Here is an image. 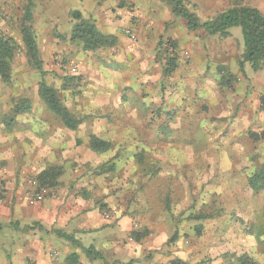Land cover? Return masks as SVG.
I'll return each instance as SVG.
<instances>
[{
  "label": "crops",
  "instance_id": "1",
  "mask_svg": "<svg viewBox=\"0 0 264 264\" xmlns=\"http://www.w3.org/2000/svg\"><path fill=\"white\" fill-rule=\"evenodd\" d=\"M56 1V16L47 12L58 20L38 23L36 43L43 60L38 56L42 74L33 66L40 77L35 95L13 100L10 114L0 116V234L7 230L8 236L0 238V264H199L206 259L229 264L222 257L239 242L218 243L219 235L235 226L222 220L224 212L206 219L194 215L192 223L188 218L175 226L168 201H174V185L186 188L189 198L192 184L204 187L203 201H230L222 208L229 207L225 214L231 218L250 215L248 205L239 202L238 187L247 184L264 156V140L257 134L264 130L259 94L264 75L247 64L240 68L243 39L188 31L160 0ZM184 2L201 22L223 7L241 4ZM73 11L92 20L115 45L66 53L77 65L69 68V78L43 61L63 49L58 45L63 39L71 43ZM45 39L51 48L40 47ZM165 40L177 53L169 75L162 57ZM82 57L89 58L81 63ZM47 77L56 78L59 88ZM41 80L80 120L74 130L48 110L39 95ZM93 138L107 148L93 150ZM51 168L60 173L56 185L33 201L41 188L36 177ZM252 194L248 190L247 198ZM201 226L199 241L192 242L190 233ZM80 246L94 248L102 259L86 257ZM246 246L253 248L249 240ZM73 255L77 263L68 260Z\"/></svg>",
  "mask_w": 264,
  "mask_h": 264
},
{
  "label": "rangeland",
  "instance_id": "2",
  "mask_svg": "<svg viewBox=\"0 0 264 264\" xmlns=\"http://www.w3.org/2000/svg\"><path fill=\"white\" fill-rule=\"evenodd\" d=\"M32 1H33V8H32L33 19L30 23V26L32 28L35 38H37L36 33H38V30L40 32V30L42 29V25L38 24L40 23V21L47 19V22L53 24L55 23L56 20H58V18H54L52 16V15L56 16V10H55L56 5H52V2L57 3L58 1L56 0H32ZM160 1L163 2L165 5L170 6L169 2H167L166 0H160ZM257 1L260 3H257ZM242 3L243 2L241 0V4H240L241 6H247L251 8L259 7L260 5H262L260 6L259 10L257 8L255 9H257L264 15V0H249L246 2L245 5H243ZM25 5H26L25 0H0V38L13 39V41L16 43L17 46L15 55L10 64L12 83L10 85H6L3 84V82H1L0 80V116L2 115L6 116L7 114H10L9 110L11 104L13 103V100L18 98H27L30 96L33 97L35 95L34 92L36 90L35 88L36 84L40 80L39 74L36 72L33 65L29 61L26 55L25 48L21 42L20 26L24 16ZM229 8L231 7H223L222 11H220L219 13L224 12ZM50 9L52 11V15L50 13L51 11L49 12V14L47 12ZM219 13H217L214 17H216ZM70 20L73 22V20L71 19V15H70ZM73 24L75 23L73 22ZM34 27L36 30H34ZM54 32H55L54 36H56L58 32L57 31ZM71 32L69 35L71 43L68 42L67 40L68 38L65 40L63 39L58 44L59 46H63V49H61V51L58 50V52H53L52 55H49L48 58H46V61H43V63L47 62L45 65L43 64L44 67H48L51 70H55L58 73L64 74L66 75V77L69 78L72 77L71 74H69V68L76 67L77 65L71 63V61H74L73 57H71L70 55L65 56V54L69 53L70 51L75 52L79 47L77 46V44L71 41ZM229 32L234 36L237 37L239 36V38H242L241 29L239 27L232 28L229 30ZM59 39H61V37ZM219 39H225V38H219ZM40 44H41L40 46L41 48L48 47V49L51 48L52 45L48 39L41 41ZM163 45L165 48L162 56L163 61H168L171 57H173L175 64H177V56H176L177 53L175 50L176 47L173 45L172 41L165 40L163 42ZM107 48H111V47H107ZM74 52H70V53H74ZM119 53H120L119 48L110 51V54L112 56L118 55ZM188 55H189L188 53L182 54V57H184L185 60H188L189 59ZM38 56L43 60V58L41 57L42 51L40 52V55L38 53ZM87 58L89 57H82L81 63H84L87 60ZM91 59H94V56H92ZM128 64L132 65L131 63ZM256 74L262 77L264 75V71L263 72H261V70L257 71ZM262 79L263 78H261V81H263ZM51 80L53 81L52 84L59 88V84L56 78L54 77H51V79L48 78L47 82ZM129 94L130 93H127V96H129ZM259 94H260V107L264 112V88L260 91ZM257 134L259 136V140L263 141L264 130L257 132ZM263 161H264V156L262 157L261 163L258 162L255 163L254 171L263 163ZM247 189L251 192L247 184L243 186L239 185L238 199L239 202H244L246 205H248L245 207V210L246 208L249 207L247 211H250L249 212L250 215L244 216L243 215L244 213L240 212L241 213L240 219L237 218L235 219V216L231 218L230 215L225 214V210L229 209V207L225 209L222 208L224 204H227V206H229L231 204L230 201H227L226 203H224V201L220 203L216 201L211 202L212 200L203 201L202 198L203 199L205 198L203 196L204 187L193 186L192 184L187 187L189 198H186V194H185L186 188H183L182 186L179 187L178 185H174L173 187L174 201L173 202L168 201L169 212L172 211L174 215L172 216L173 217L172 221L176 226L181 222L188 220V218L190 220V218H192L194 215L205 214L206 216L211 217L213 214L224 212L222 220L226 221L229 219V221L226 223L231 225L234 224L235 226H233V228H230V230L229 228H227L226 232L221 233L219 235L220 241H218V243L231 242V241L234 242L237 240L239 242L238 243L239 247L237 249L233 248V250L235 251L230 250L224 258L222 257V259L224 260L226 259V261L229 264H248L247 261H252L255 262L256 264H264V236L258 237L253 233L247 232L246 230V227L252 224H256L260 219L263 208V194H254L252 192L253 193L252 196L250 198H247L246 196V192L248 191ZM1 194H2V190H0V196ZM0 204H2L1 201ZM172 212H170V214H172ZM210 220L212 219H209L208 221L210 222ZM190 222L192 223V220H190ZM201 229L202 226L199 228V230H196L194 232L192 231V233H190V237L193 240L192 242L199 241V238L201 236ZM6 231L7 230L1 232L0 234L1 239H5L8 237ZM138 235L144 236L145 234L142 235L138 232ZM246 240H249V242L253 244V248H248L246 246ZM206 261L210 263V260L207 259L204 260L203 262Z\"/></svg>",
  "mask_w": 264,
  "mask_h": 264
},
{
  "label": "trees",
  "instance_id": "3",
  "mask_svg": "<svg viewBox=\"0 0 264 264\" xmlns=\"http://www.w3.org/2000/svg\"><path fill=\"white\" fill-rule=\"evenodd\" d=\"M169 2L173 15L180 17L186 22L188 31H202L206 35L218 38H227L230 35L229 30L235 27L241 29L243 39V51L239 59V66L242 69L245 64L257 72L264 68V15L255 8L235 4L231 8L219 13L213 19L201 22L198 17L190 12L185 5L184 0H166ZM24 16L20 26L21 42L25 48L26 55L33 66L42 74L41 63L38 59V47L36 38L30 26L33 19V1L25 0ZM71 19L74 26L71 32V41L81 48L83 52H93L99 48L112 47L115 43L113 37L101 34L94 22L90 19H84L78 11L71 13ZM16 43L10 38H0V80L4 83L10 82V64L16 52ZM176 68L174 58L166 61L165 75L171 74ZM39 95L45 102L48 110L59 117L64 125L74 130L80 123L61 103L56 92L49 88L43 80L38 85ZM18 109L17 112H22ZM91 148L95 151H101L107 148V144L99 139H91ZM59 170L56 168L48 169L36 177L39 187L49 188L56 185ZM247 185L254 194H263V208L259 221L256 224L246 227L247 232L260 237L264 236V161L263 163L247 177ZM208 216H198L196 219H206ZM57 235L72 244H78L76 240L68 235L57 232ZM86 257L102 259V256L94 248H84L80 246ZM73 263L78 262V257H71ZM245 259V257H244ZM248 264H256L247 261ZM174 264H184L175 262ZM199 264H210L207 261Z\"/></svg>",
  "mask_w": 264,
  "mask_h": 264
},
{
  "label": "built area",
  "instance_id": "4",
  "mask_svg": "<svg viewBox=\"0 0 264 264\" xmlns=\"http://www.w3.org/2000/svg\"><path fill=\"white\" fill-rule=\"evenodd\" d=\"M125 33L126 34H129V36L132 38V39H134L133 38V35H130V33H129V31L128 30H126L125 31ZM36 182L35 181H33L32 183H31V185L32 186H34L35 188L37 187L36 186ZM45 193H46V189H44V188H36V191H35V193L33 194V201L34 200H40L44 195H45ZM108 216L106 215V218H107Z\"/></svg>",
  "mask_w": 264,
  "mask_h": 264
}]
</instances>
